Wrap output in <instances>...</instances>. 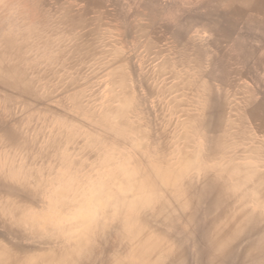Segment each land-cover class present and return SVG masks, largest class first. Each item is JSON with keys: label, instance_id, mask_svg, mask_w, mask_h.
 Masks as SVG:
<instances>
[{"label": "rangeland", "instance_id": "1", "mask_svg": "<svg viewBox=\"0 0 264 264\" xmlns=\"http://www.w3.org/2000/svg\"><path fill=\"white\" fill-rule=\"evenodd\" d=\"M222 9L211 0H0V143L12 132L26 146L16 163L43 184L34 203L0 171V199L30 208L41 230L69 229L62 236L75 243L95 211L130 194L139 162L158 166L160 154L204 145L187 123L207 97L236 108L253 93L264 110V31L241 18L232 27Z\"/></svg>", "mask_w": 264, "mask_h": 264}, {"label": "bare ground", "instance_id": "2", "mask_svg": "<svg viewBox=\"0 0 264 264\" xmlns=\"http://www.w3.org/2000/svg\"><path fill=\"white\" fill-rule=\"evenodd\" d=\"M211 1L232 12V27L241 18L264 31V0ZM4 41L10 53L18 50L13 35ZM257 62L264 67V55ZM250 95L236 108L207 97L187 123L200 128L204 145L160 154L158 166L139 162L130 194L108 203L106 215L95 211L75 243L62 236L69 229L41 230L30 208L0 199V264H264V110ZM3 138L1 176L21 180L36 203L42 181L16 163L26 146L12 132Z\"/></svg>", "mask_w": 264, "mask_h": 264}]
</instances>
